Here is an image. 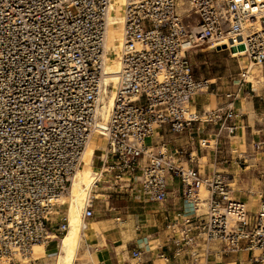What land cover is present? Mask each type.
Segmentation results:
<instances>
[{"label": "built area", "instance_id": "1", "mask_svg": "<svg viewBox=\"0 0 264 264\" xmlns=\"http://www.w3.org/2000/svg\"><path fill=\"white\" fill-rule=\"evenodd\" d=\"M112 0H0V264H15L34 245L67 230L66 217H49L64 204L70 178L94 136L104 156L99 180L114 185L139 179L153 204L166 200L167 177L178 179L182 208L163 220L156 253L147 238L130 264L154 255L161 264H264V198L255 212L236 200L221 172L200 176L161 145L146 140L163 129L181 134L195 124L236 134L234 102L250 85L252 68L264 69V0H124L122 47L112 104L100 114L104 58ZM114 27V25H112ZM207 46L229 55L242 47L246 68L238 90L213 110L197 112L193 98L214 84L196 79L188 54ZM144 163L140 165V161ZM95 188V187H93ZM97 198L84 201L83 219Z\"/></svg>", "mask_w": 264, "mask_h": 264}, {"label": "crops", "instance_id": "2", "mask_svg": "<svg viewBox=\"0 0 264 264\" xmlns=\"http://www.w3.org/2000/svg\"><path fill=\"white\" fill-rule=\"evenodd\" d=\"M239 104L240 98L234 102V107L242 116V108ZM236 122L239 126L238 121ZM238 131L239 129L236 134ZM225 139L229 140L224 142ZM233 139L235 137H227L223 132L218 134L216 127L211 124H195L191 129L181 134H171L167 129H163L146 140L145 143L154 155L158 154L161 145H165L170 153L179 152L180 155L176 158L181 166L196 170L200 176H207L213 172H219L217 170L219 167L227 166V161L224 159L228 158V152L232 151L230 149ZM203 143L212 144L205 146ZM100 144L102 145V143ZM95 151L92 166L94 167L95 164L96 168H99L98 157H101V152L98 149ZM143 163L142 159L140 165ZM175 181L176 186L174 185ZM105 183L109 185L105 190H100L104 192V194H100L102 199L96 200V202H100V205L93 206V216L90 219H84L86 223H89L88 227L91 230L94 226L97 228V232L85 243V248L92 255L101 251L105 252V257L95 259L94 264H123L124 251L130 264V252L143 238H147L153 252L156 253L165 238L163 231L165 215L178 211L183 206L178 179L168 175L167 196L165 202L161 204H153L146 200L141 193L137 177H133L129 182H119L116 185L110 180ZM123 195L125 198L121 197ZM117 198L121 200L118 201ZM233 198L238 200L234 196ZM122 199H125V202H122ZM126 228L129 232L128 235ZM56 249V247L48 246L45 249V256L39 262L31 264H53ZM89 252L87 253L89 254ZM228 261L230 260L225 258L222 264H226ZM235 261H237L235 264H249L244 258L231 259V262ZM142 264H161V262L156 260L154 255H144Z\"/></svg>", "mask_w": 264, "mask_h": 264}, {"label": "rangeland", "instance_id": "3", "mask_svg": "<svg viewBox=\"0 0 264 264\" xmlns=\"http://www.w3.org/2000/svg\"><path fill=\"white\" fill-rule=\"evenodd\" d=\"M233 53L234 55L231 56L227 52H215L208 49L207 46H201L189 52L188 58L192 66L194 77L196 79H208L214 84L207 92L193 98L191 106L197 112L201 113L202 111L213 110L218 104L224 101L225 94L237 92V75L239 69L243 67L246 68L248 63L242 58L244 55L242 50H237L231 54ZM250 74H252V76L249 81L253 91H250V85H246L239 95V105L243 113L237 120L239 123V131L236 135L232 136L235 137L231 143L230 150L232 151L231 153L228 152V158L224 159V161H227V166L224 168L219 167L217 170L226 176L227 183L232 190V196L245 202L249 212H255L258 202L261 198H264V69L252 68ZM228 140L229 139H225L224 142ZM100 143V141L94 139L91 147L99 150L101 148L100 146H102ZM97 144H99V146H97ZM203 144L205 146H210L212 143ZM96 167L97 166L94 164L93 168L97 169ZM87 169L92 175H95L93 169L90 167ZM108 181V178L101 179L96 187L92 188L95 197L104 194V192L100 190H105L106 186L109 185L105 182ZM174 185H177L176 181ZM121 197L125 198V195ZM100 199L101 197L97 198V200ZM117 200L120 201L121 199L117 198ZM67 201L68 198L66 195L65 202ZM122 202H125V199H122ZM96 204L100 205V202L98 203V201H95L94 206H96ZM64 216L66 217V204L54 209V214L49 217L50 223L54 226L58 223L59 218ZM88 224L89 223H86L87 229L85 231L84 241L80 243L79 252L75 258L74 264H94L95 259H103L105 257L104 251L92 255L91 252L85 248V243L97 232L95 226L92 227L91 230ZM125 230L128 235V229L126 228ZM65 233L58 235L57 238L52 239L47 244L41 245V247L44 249L48 246L56 247ZM90 251L93 250L90 249ZM87 252H89V254ZM34 258L31 252H29L26 256L18 258V261L15 260L14 262L15 264L37 263L42 257H40V259ZM122 261L124 262L123 264H129L125 251ZM54 262L55 258L53 259V264Z\"/></svg>", "mask_w": 264, "mask_h": 264}, {"label": "bare ground", "instance_id": "4", "mask_svg": "<svg viewBox=\"0 0 264 264\" xmlns=\"http://www.w3.org/2000/svg\"><path fill=\"white\" fill-rule=\"evenodd\" d=\"M111 6L114 15L108 18L107 40L105 49L112 51V55H106L104 58V86L111 85L110 89L104 90L103 98L101 100L100 114L105 120L107 112L111 107L113 95L115 92L116 74L119 70L118 56L122 47L121 38V10L120 6L123 5L124 0H112ZM114 25V27H112ZM244 55L242 58H244ZM252 75V74H251ZM257 83V82H256ZM97 139L101 140L99 136H94L91 142L85 147L81 158L80 165L75 173L70 178V185L67 191L68 201L65 202V197L61 198L60 203L66 204V220L67 230L65 235L61 238L56 246L57 253L54 256V264H74L75 258L79 252L80 243L84 241L85 231L87 225L83 219V204L87 193L96 187V182L99 180V170L92 167V158L96 154L94 148L91 147L92 141ZM101 157L104 156L103 147L100 149ZM93 169L94 174L87 169ZM98 195L96 198H99ZM102 199V198H101ZM31 255L39 258L45 256V249L41 245H34L31 249Z\"/></svg>", "mask_w": 264, "mask_h": 264}, {"label": "water", "instance_id": "5", "mask_svg": "<svg viewBox=\"0 0 264 264\" xmlns=\"http://www.w3.org/2000/svg\"><path fill=\"white\" fill-rule=\"evenodd\" d=\"M242 49H243L242 47L239 48V50H242Z\"/></svg>", "mask_w": 264, "mask_h": 264}]
</instances>
